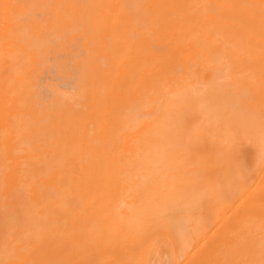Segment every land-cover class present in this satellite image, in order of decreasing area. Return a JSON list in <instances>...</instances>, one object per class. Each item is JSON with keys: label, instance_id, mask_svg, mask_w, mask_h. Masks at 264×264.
I'll list each match as a JSON object with an SVG mask.
<instances>
[{"label": "bare ground", "instance_id": "6f19581e", "mask_svg": "<svg viewBox=\"0 0 264 264\" xmlns=\"http://www.w3.org/2000/svg\"><path fill=\"white\" fill-rule=\"evenodd\" d=\"M0 264H264V0H0Z\"/></svg>", "mask_w": 264, "mask_h": 264}]
</instances>
